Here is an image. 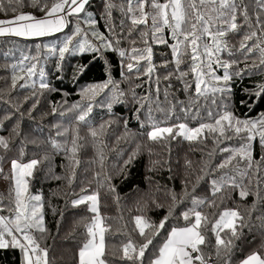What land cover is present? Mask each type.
<instances>
[{"label":"snow or ice","instance_id":"obj_1","mask_svg":"<svg viewBox=\"0 0 264 264\" xmlns=\"http://www.w3.org/2000/svg\"><path fill=\"white\" fill-rule=\"evenodd\" d=\"M89 2L0 0V14L8 15V18L0 19V37L52 35L63 31L71 23V18L76 17L72 33L65 37L61 45L51 47V54L58 55L62 61L66 53L92 52L103 56L105 50L117 52L124 69L122 75L129 82L135 73V79L146 77L147 82L154 85V89L143 97H137L135 90L129 89L132 99L139 105L136 109L138 121L142 111L147 109V119L151 124V130L146 133L149 141L165 142L182 138L190 143H204L211 137L216 148L208 153V162L200 169L202 175L197 176L198 181L211 177L212 199L195 195V187L192 193L186 190L184 196L190 199L192 207L181 213L185 224L171 227L159 247H155L154 240L168 223L171 210L158 224L143 214L135 215L132 217L133 230L141 238L140 241L129 237L118 245L109 246L106 244V234L112 233V229L105 224L108 218L100 213L99 191L73 199V207L88 205L93 214L84 225L85 238L78 248L76 264H231L234 241L240 238L245 227L252 225L253 217L261 221L264 229V212L255 215L264 208V113L255 119H240L229 110L226 102L231 93L230 82L233 77L264 70V0H103L101 17L106 22L107 34L96 28L97 20L86 11ZM27 7L43 15L38 17L35 12L24 11ZM114 13L119 14V19ZM233 34L242 36L238 45L229 40ZM125 43L127 48L122 46ZM158 45L169 49L159 65L154 63V48ZM36 47L39 49L40 45ZM225 55L228 59H224ZM252 57H257L258 62ZM38 62V55H22L16 63L5 65V69L10 67L12 71L11 87L14 89L18 81H24L19 85L22 88L51 91L43 69L38 71ZM241 62L244 68H239ZM59 67L58 64V70ZM158 68L165 70L163 77L157 74ZM218 70H222L223 74H218ZM18 71L24 75H17ZM34 77L39 78L38 84ZM28 81H31L30 85ZM173 82L180 83L178 91L183 92L186 99H179L171 91ZM256 88L257 91L250 95L264 96V84ZM102 94L106 97L103 103L109 112L113 104L122 102V98L128 95L120 89V83L112 78L109 71L105 81L83 88L81 101L71 105L68 111L75 113L76 126L63 131L60 130L61 126H54L57 129L56 137L67 138L61 142L56 137H49L53 153H63L68 161L69 185L75 180L76 169L81 164L79 153L85 147L81 143L83 138L79 135V125L88 127V134L94 144H103L100 137L113 123L106 121L98 127L88 123L97 97ZM208 105L217 110L214 112ZM202 108L207 112L209 122H198L196 127H190L187 122L160 126L172 118L179 120L177 111L186 119L201 121ZM154 110L162 113L165 120L156 122L152 115ZM52 111L55 114L57 108L53 107ZM11 119L10 115L0 118V128ZM17 129L18 126H14L9 136L0 135V151L7 153L15 147L13 137L20 136ZM129 135L125 121V133L117 137V142L126 140ZM233 140L238 141L236 146L229 143ZM16 143L20 145L18 156L10 159L8 173L0 166V176L9 181L7 196L0 195V250L10 247L20 249L23 254L21 264H49V250L41 247L35 235L37 232L42 235L47 232L43 197L30 190L34 172L49 157L45 155L42 159L33 158L24 162L25 142L17 139ZM255 144L261 149L259 159L254 156ZM217 152L220 154L219 161L212 163V157ZM135 155L133 152L129 160L124 162L125 165ZM5 159L7 157L0 156V162ZM104 159L103 152L98 151L96 160L92 162L98 161L102 168ZM186 166L191 167V161H186ZM49 174L54 179H60L51 170ZM100 177L101 173L97 171L93 179L100 181ZM110 181L111 176L105 175L101 186L108 184V191L114 193L115 188ZM229 193L237 194L241 200L254 195L256 200L243 212L239 206L224 208L218 216L213 214L214 220L198 210L204 205L220 208ZM171 198L177 202L175 193L171 194ZM118 200L117 197V203ZM139 210L143 212V208ZM121 231L117 229L113 234L119 235ZM209 232L215 240L211 246L208 242ZM225 232L227 239L222 235ZM150 246L155 248L154 254L146 256ZM207 247H211L212 251L205 252ZM239 264H264V254L253 251Z\"/></svg>","mask_w":264,"mask_h":264},{"label":"trees","instance_id":"obj_2","mask_svg":"<svg viewBox=\"0 0 264 264\" xmlns=\"http://www.w3.org/2000/svg\"><path fill=\"white\" fill-rule=\"evenodd\" d=\"M26 12H35V15L42 16L43 13L35 11L31 7L24 9ZM86 11L92 13L97 20L96 28L100 32H106V22L101 17L103 11V0H90L86 6ZM117 19L119 14L114 13ZM0 18H8L6 14H0ZM83 18V14H82ZM76 17L71 18V23L63 31L44 37H0V118L10 115L11 120L4 122L0 128V135L9 136L14 126H18L20 136L13 137L15 147L10 152L0 151V156H5L0 166L8 173L7 163L11 158L18 156L20 145L16 140L24 141L23 161L37 158L42 159L45 155L49 157L44 163L38 166L34 176L30 181V190L33 194H41L44 201V218L47 232L45 234L35 233L42 248H47L49 264H76L78 248L84 240V225L88 223L93 215L89 211L88 205L73 207L71 201L80 195L89 192L99 191L100 213L107 217L106 226H111L112 233L106 234V244L109 246L118 245L131 237L140 241V237L133 230L132 217L143 214L151 221L159 223L161 219L171 216L165 228L161 230L159 236L154 240L155 247L163 242L167 233L173 226H184L181 213L192 207L189 198L184 196L185 191L192 193L195 187V195L212 199L210 195V179L197 180L198 175H202L200 169L208 162V153L214 151L212 138L206 142H188L182 138L165 142H151L147 139L146 133L151 130V124L147 119V109L143 110L140 120L136 119V109L139 105L132 99L129 89H134L137 97H143L154 85L147 82L146 77L135 79V73L131 76V82L122 75L124 69L121 66V58L117 52L105 50L103 56L100 53L76 52L66 53L62 61L58 55L50 53L51 47L59 46L67 35H70L75 28ZM86 27V25H82ZM246 31V29H245ZM241 35H230L232 44L238 45ZM37 45L40 48L37 49ZM127 48V43L122 45ZM169 49L162 45L154 48V63L161 64L164 54ZM22 55L39 56L38 71L42 68L45 73V80L49 83L51 91L39 90L32 87H20L24 81H18L17 87H11L12 71L5 69V65L16 63ZM258 56V54H257ZM224 59H228L225 55ZM251 59H257L252 57ZM251 59L249 65H251ZM107 62V63H106ZM258 62V59H257ZM60 65L59 70L57 65ZM243 62L239 68H244ZM115 81L120 83V89L128 93L122 98V102L113 104L111 112L104 106L106 99L103 94L97 97L93 111L90 114L89 125L98 127L106 121H113L111 127L107 128L105 134L100 137L103 144L92 141L88 134V127L79 125V135L83 138L81 143L85 145L79 153L81 164L76 169V177L71 185L68 184L67 177L70 170L67 167L68 161L63 153H53L49 145V137H56V128L60 130L75 127V113L68 111L71 105L81 101V90L94 83L105 81L108 74ZM17 75H24L17 72ZM157 74L163 77L166 73L163 68L157 69ZM222 75V70H218ZM39 82L38 77H34ZM29 85L31 81H28ZM264 84V70H256L244 74L242 77H233L230 82L231 93L227 98L229 110L240 119H255L264 113V96L255 97L250 95L257 91L256 86ZM140 85V87H136ZM164 85H161L163 89ZM180 83L173 82L171 91L175 92L181 100L186 99V95L178 91ZM36 97L33 98V93ZM110 95V94H109ZM163 101V96L161 95ZM33 105H36L33 108ZM53 107L57 112L53 114ZM215 112L217 109L211 105ZM63 113V114H61ZM153 119L156 122L165 120L162 113L153 111ZM179 120L169 119L167 123L161 125H171L179 122H187L190 127H196L198 122H209L207 112L201 109V121L186 119L183 114L177 111ZM125 121H127V132L130 134L126 140L117 142V137L125 133ZM143 124V126H142ZM67 137H56L63 142ZM236 146L238 141L231 142ZM140 146L139 149L137 146ZM223 146V145H221ZM98 151L104 154L103 167L96 160ZM133 152L134 158L125 165ZM261 149L255 144L254 156L259 159ZM220 154L217 152L212 157V163L219 161ZM186 161H191V167L186 166ZM50 170L54 179L50 175ZM101 173L100 181L93 179L94 174ZM207 171V169H205ZM111 176L110 184L115 188V192L108 191V184H101L104 176ZM187 185V189L185 188ZM9 185L2 189L0 195L7 196ZM83 189L87 191L82 192ZM264 191V189H262ZM175 193L177 202L171 198ZM119 198L118 203L116 198ZM220 203L219 197L216 198ZM256 197L249 196L247 200H241L237 194L229 193L220 208H211L207 205L198 210L215 219L218 213L224 208H235L239 206L243 212L251 206ZM143 208V212L139 209ZM264 212V208L256 212L259 216ZM215 214V216L213 215ZM7 215V213H4ZM117 229H122L119 235H114ZM227 239V233H223ZM209 245H214L215 240L211 232L208 233ZM155 248L150 246L146 256L154 254ZM212 248H205V252H211ZM253 251H260L264 254V229L261 221L253 217L250 227L243 229L242 235L234 241L231 252V264H239L240 260ZM23 254L18 248H7L0 250V264H21ZM222 264V262H218Z\"/></svg>","mask_w":264,"mask_h":264},{"label":"rangeland","instance_id":"obj_3","mask_svg":"<svg viewBox=\"0 0 264 264\" xmlns=\"http://www.w3.org/2000/svg\"><path fill=\"white\" fill-rule=\"evenodd\" d=\"M0 19H6V18H0ZM161 126L163 127V126H168V125H161ZM27 161H24V162H27ZM7 168L8 169L10 168V163L9 162L7 163ZM8 185H9V181L5 180L2 176H0V186L3 187V188H6V186H8ZM90 194H92V192H89V193L84 194V195H90Z\"/></svg>","mask_w":264,"mask_h":264},{"label":"crops","instance_id":"obj_4","mask_svg":"<svg viewBox=\"0 0 264 264\" xmlns=\"http://www.w3.org/2000/svg\"><path fill=\"white\" fill-rule=\"evenodd\" d=\"M6 187H7V186H6ZM0 188L5 189V188H3V187H1V186H0Z\"/></svg>","mask_w":264,"mask_h":264}]
</instances>
